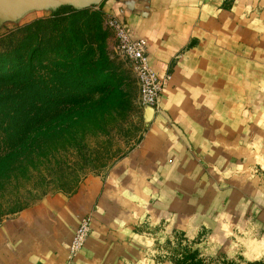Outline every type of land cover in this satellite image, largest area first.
I'll list each match as a JSON object with an SVG mask.
<instances>
[{"label": "crops", "instance_id": "0c3cea01", "mask_svg": "<svg viewBox=\"0 0 264 264\" xmlns=\"http://www.w3.org/2000/svg\"><path fill=\"white\" fill-rule=\"evenodd\" d=\"M4 1L14 20L99 8L144 38L152 68L171 78L128 157L0 225V264H68L88 214L92 232L72 264H157L158 239L191 229L222 246L230 232V246L245 247L238 264L264 262V0Z\"/></svg>", "mask_w": 264, "mask_h": 264}, {"label": "rangeland", "instance_id": "374dc122", "mask_svg": "<svg viewBox=\"0 0 264 264\" xmlns=\"http://www.w3.org/2000/svg\"><path fill=\"white\" fill-rule=\"evenodd\" d=\"M73 10H88L89 14H99H96L93 24L101 25V32L97 33L99 36L96 39H99V43L95 45L97 51L88 56L90 65H97L93 69V76L85 83L93 86V89L84 96L79 92L78 97L86 98L84 100L89 101L88 103L104 101L96 105V109L89 110L81 126L75 128L74 135L64 129L42 155L27 163L28 171L15 176L13 182L3 190V195H0V211L4 213L0 216V225L44 199L72 195L90 178L107 175L140 145L150 130L155 114L142 106L137 78L128 60L115 51V38L108 20L99 8L93 6ZM255 10L256 14L263 11L260 7ZM0 16V54L10 53L17 39L29 36L18 33L21 27L35 20L52 17L51 14H32L25 19L14 20L6 17L3 12ZM49 27L51 26L43 25L40 30L44 34L50 30ZM9 35H13V38ZM17 64L18 61L10 57H0V74L5 76L9 67ZM163 77L167 79L166 88L171 76L166 74ZM73 81L67 78L64 81L72 95L80 88L76 89L77 82ZM113 89H116L115 92H112ZM83 219L90 221V230L82 246L76 248V231ZM92 223L91 214L79 221L69 246L68 264H72L84 249L92 232ZM165 236L160 237L153 248V259L157 264H179L186 254L202 260L203 264H238L240 260L235 258L240 255L236 253L245 249L239 243L234 248L230 246L232 240L233 243L236 242L230 232L225 237L227 241L223 240V246L214 234L195 229L172 231ZM241 236L243 237V233ZM219 241L222 242L220 239ZM225 245L228 247L223 250ZM257 248L259 247L255 245L254 249Z\"/></svg>", "mask_w": 264, "mask_h": 264}, {"label": "trees", "instance_id": "16d2710c", "mask_svg": "<svg viewBox=\"0 0 264 264\" xmlns=\"http://www.w3.org/2000/svg\"><path fill=\"white\" fill-rule=\"evenodd\" d=\"M96 14L61 7L51 18L21 27L18 33L29 36L17 39L10 53L0 54L1 59L7 56L19 63L9 67L5 76L0 74L1 196L15 176L28 171L27 163L42 155L64 129L74 135L89 110L104 101L88 103L78 97L79 92L84 96L93 89L85 83L97 66L88 60L89 54L97 51L101 32V25L93 24ZM43 25L51 26L44 34L40 30ZM65 78L77 82L76 96L69 93ZM3 213L0 211V216ZM179 264L203 262L186 254Z\"/></svg>", "mask_w": 264, "mask_h": 264}, {"label": "built area", "instance_id": "2783aa9c", "mask_svg": "<svg viewBox=\"0 0 264 264\" xmlns=\"http://www.w3.org/2000/svg\"><path fill=\"white\" fill-rule=\"evenodd\" d=\"M108 25L114 34L116 53L128 60L135 73L142 106L157 114L167 79L160 77L152 68L147 55V41L144 38H134L129 34L125 25L115 17L108 19ZM89 230L90 221L83 219L76 231V248L82 246Z\"/></svg>", "mask_w": 264, "mask_h": 264}, {"label": "water", "instance_id": "95a60500", "mask_svg": "<svg viewBox=\"0 0 264 264\" xmlns=\"http://www.w3.org/2000/svg\"><path fill=\"white\" fill-rule=\"evenodd\" d=\"M4 0H0V3H4L3 2ZM100 1L99 0H96V3H99ZM2 6V5H1ZM0 6V15H1V13L3 12L5 15H6V17H8V13H9V10L6 8V7H1ZM61 7H63V5H58V6H55L54 7V12L55 11H57L59 8H61ZM83 7H89V5H83V6H78V7H76V8H74V9H80V8H83ZM11 14V13H10ZM11 15H13V14H11ZM23 15V12H22V14H20L19 16H17L16 18H19L20 16H22ZM14 16V15H13ZM0 18H1V16H0ZM10 18V17H9ZM16 20V19H15Z\"/></svg>", "mask_w": 264, "mask_h": 264}]
</instances>
